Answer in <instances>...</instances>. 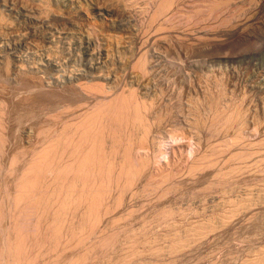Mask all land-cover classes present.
Returning a JSON list of instances; mask_svg holds the SVG:
<instances>
[{"label": "rangeland", "instance_id": "374dc122", "mask_svg": "<svg viewBox=\"0 0 264 264\" xmlns=\"http://www.w3.org/2000/svg\"><path fill=\"white\" fill-rule=\"evenodd\" d=\"M0 264H264V0H0Z\"/></svg>", "mask_w": 264, "mask_h": 264}]
</instances>
